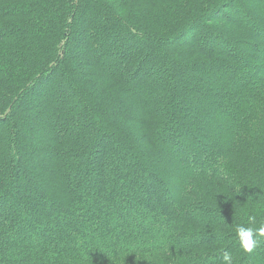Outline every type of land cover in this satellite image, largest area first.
I'll list each match as a JSON object with an SVG mask.
<instances>
[{
    "label": "trees",
    "instance_id": "16d2710c",
    "mask_svg": "<svg viewBox=\"0 0 264 264\" xmlns=\"http://www.w3.org/2000/svg\"><path fill=\"white\" fill-rule=\"evenodd\" d=\"M257 205L264 0H0V264H264Z\"/></svg>",
    "mask_w": 264,
    "mask_h": 264
},
{
    "label": "clouds",
    "instance_id": "9594fccd",
    "mask_svg": "<svg viewBox=\"0 0 264 264\" xmlns=\"http://www.w3.org/2000/svg\"><path fill=\"white\" fill-rule=\"evenodd\" d=\"M257 211H264V205H257ZM251 219H254L251 218ZM242 251L252 253L261 238H264V223L257 226L255 223L239 224L234 229ZM222 264H234V257L225 253Z\"/></svg>",
    "mask_w": 264,
    "mask_h": 264
}]
</instances>
